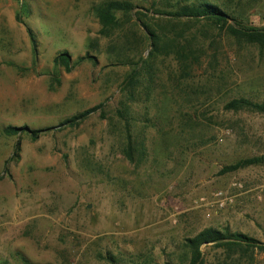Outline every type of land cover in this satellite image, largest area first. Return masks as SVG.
I'll return each mask as SVG.
<instances>
[{
	"label": "rangeland",
	"instance_id": "rangeland-1",
	"mask_svg": "<svg viewBox=\"0 0 264 264\" xmlns=\"http://www.w3.org/2000/svg\"><path fill=\"white\" fill-rule=\"evenodd\" d=\"M107 1L0 0V264H190L209 229L264 245V41L152 13L190 0H118L133 9L104 26ZM218 1L264 29V0ZM199 250L264 264L257 247Z\"/></svg>",
	"mask_w": 264,
	"mask_h": 264
},
{
	"label": "trees",
	"instance_id": "trees-1",
	"mask_svg": "<svg viewBox=\"0 0 264 264\" xmlns=\"http://www.w3.org/2000/svg\"><path fill=\"white\" fill-rule=\"evenodd\" d=\"M197 0H190L187 3H178L175 6H172V10H160L154 9L152 11L153 15L165 16L168 19L170 18H205V19H212L216 21L218 24L226 25L227 31L233 35L238 37H242L248 41H264V29H256L251 26H246L237 20V16L233 15L232 13L228 12L223 8L225 4L223 2H219L218 0H214V2L209 1H199ZM131 9H133V5L131 2L125 1L121 2L118 0H108L103 5L96 8V14L99 17L101 23L104 26L110 25L115 20V15L113 14L116 10H121L125 14H130ZM138 15H143L141 11L137 12ZM135 21H137L149 34L148 38L153 40V44H156L157 40H159L158 32L153 29L147 21H145L142 17L137 16ZM33 40V36L31 37ZM57 64L64 65L66 70L70 69L71 58L68 54H60L54 60ZM136 80V70L134 69L132 73L128 77L129 83L127 87H133V83ZM56 82H60L59 77H55ZM250 104L249 102H245ZM239 106L236 101H232L228 103V107L236 108ZM97 106L88 108L83 112L67 119L64 123L73 124L77 120L85 118L89 113L93 112ZM36 132V131H34ZM247 163V161H242L238 166L241 164ZM236 166V167H238ZM226 243L230 246H245V247H257L260 250H264V245L256 240L255 238L246 236L242 233H223L218 230H205L198 234L195 238H191L188 240V245L191 248V259L190 264H205L203 253L199 250V246L202 243L208 242H222Z\"/></svg>",
	"mask_w": 264,
	"mask_h": 264
}]
</instances>
